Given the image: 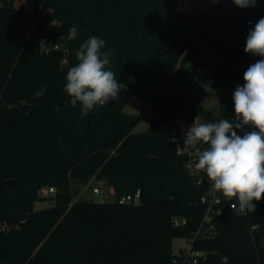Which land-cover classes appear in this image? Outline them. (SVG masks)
<instances>
[{"label": "trees", "instance_id": "trees-1", "mask_svg": "<svg viewBox=\"0 0 264 264\" xmlns=\"http://www.w3.org/2000/svg\"><path fill=\"white\" fill-rule=\"evenodd\" d=\"M176 0H2L0 6V264H174V239H190L204 224L211 230L195 249L200 264H264V199L255 212L231 208L204 222L201 202L210 187L190 178L186 155L171 141L172 98L192 91L211 55L210 77L220 119L235 116L232 93L260 57L244 52L251 27L264 17V0L241 9L217 0L215 13L176 9ZM57 25L46 29L52 21ZM251 22V24L249 23ZM34 26L36 33L31 30ZM76 26L78 35L68 39ZM64 50L44 52L40 35ZM91 36L106 41L112 70L124 85L112 107L81 116L64 92L76 50ZM66 51V53H65ZM67 63H64V58ZM46 87L44 96L35 93ZM131 95L151 108L146 132L133 133L137 117L124 112ZM138 119V118H137ZM184 134V133H183ZM183 138L184 135L176 132ZM104 180L110 200H74L73 180ZM16 190L11 194L10 189ZM54 187L50 207L40 192ZM141 192L138 204H121ZM186 220L176 225L174 220Z\"/></svg>", "mask_w": 264, "mask_h": 264}, {"label": "clouds", "instance_id": "clouds-1", "mask_svg": "<svg viewBox=\"0 0 264 264\" xmlns=\"http://www.w3.org/2000/svg\"><path fill=\"white\" fill-rule=\"evenodd\" d=\"M232 2L245 9L255 7L257 0ZM77 35L76 26L70 27L68 39ZM106 46L99 36L89 37L75 52L77 63L67 71L63 90L79 102L81 116L117 100L124 86L112 70V52L103 51ZM243 50L260 59L248 66L243 85L232 93L234 118L194 122L184 133L182 148L195 151L194 165H186L191 174H204L215 192L235 198L232 207L238 205L237 211L246 214L255 212L254 201L264 199V17L250 28ZM45 92L42 87L35 96L40 98ZM221 264H228L227 256L221 257Z\"/></svg>", "mask_w": 264, "mask_h": 264}, {"label": "rangeland", "instance_id": "rangeland-1", "mask_svg": "<svg viewBox=\"0 0 264 264\" xmlns=\"http://www.w3.org/2000/svg\"><path fill=\"white\" fill-rule=\"evenodd\" d=\"M201 1L205 7V12L215 13L217 9V0H195ZM177 3L183 4L185 0H176ZM2 0H0V6ZM57 25L56 21L46 24L45 28L50 29ZM35 27L31 26V30ZM194 61H199L197 74L201 80L193 81L192 91L172 98L170 106V126L172 132L186 133L188 128L195 123L216 122L219 115V99L217 93L212 88L210 80L213 68L214 58L211 55L197 53L193 56ZM124 112L131 114L139 119L134 126L133 133L146 132L151 123V108L149 105L142 103L135 96L131 95L127 98L123 106ZM136 118V120H137ZM2 184H0L1 186ZM8 185V184H7ZM74 200H94L105 201L113 198L110 194V186L104 180L90 179V181L73 180ZM3 188V187H2ZM0 189V191L2 190ZM99 189V194L94 193V189ZM16 190L11 188V194ZM42 194V195H41ZM41 198L44 200L35 205L36 210L50 207L53 202L52 195H46L41 191ZM174 252L180 253L181 250L188 248V242L182 237L174 239Z\"/></svg>", "mask_w": 264, "mask_h": 264}, {"label": "built area", "instance_id": "built-area-1", "mask_svg": "<svg viewBox=\"0 0 264 264\" xmlns=\"http://www.w3.org/2000/svg\"><path fill=\"white\" fill-rule=\"evenodd\" d=\"M191 0H185L183 4L177 3L176 9L180 12L187 13L190 10L187 8V3ZM33 32L36 33V28L33 29ZM40 46L41 49L46 52H52V51H60L64 50L61 43L54 41L53 39H50L47 35L43 34L40 35ZM66 53V51H65ZM64 63H67V58H64ZM250 130V129H247ZM238 134H242L238 132ZM182 135H184L182 133ZM183 139L176 135V132H172L171 135V141L176 144L177 152L179 155H186L187 156V163L186 165H194L196 161L195 151L189 149L188 151H185L183 147ZM185 171L188 174L190 178L196 179L198 185L202 184L203 181V174L197 176L191 174L190 168L185 166ZM46 195H54L55 194V188L54 187H45L41 190ZM94 193L99 194V189L95 188ZM41 194V192H40ZM42 195V194H41ZM141 198V192L138 191L134 195H125L119 199V202L121 204H130L135 203L138 204L140 202ZM222 195L220 193L215 192V190L212 188V185L210 183V187L207 190L206 194L202 197L201 202L205 205H207V211L205 214L204 222H210L213 218V216H219L221 211V204H222ZM228 201H231L229 198H226ZM235 203H231V208ZM176 225H184L186 223V220H180L175 219L174 220ZM11 229L8 225H0V232L2 231H9ZM211 230L207 229V227L202 224L199 229L194 233L193 237L190 239H186L188 242V248L181 250L180 253H178V257L174 259V264H200L201 260L206 257V254L201 250H196L194 243L195 241L200 237H207L210 234Z\"/></svg>", "mask_w": 264, "mask_h": 264}, {"label": "water", "instance_id": "water-1", "mask_svg": "<svg viewBox=\"0 0 264 264\" xmlns=\"http://www.w3.org/2000/svg\"><path fill=\"white\" fill-rule=\"evenodd\" d=\"M187 8L190 10V12H204L206 10V7L205 5L200 2V1H195V0H191L187 3ZM194 72V75L196 77H199L200 75L196 73L195 69L193 70ZM112 104H113V101H109L108 102V107H112ZM139 122V119L137 120H133L131 122L132 126H135L137 123ZM12 180H7L5 182H3V184L0 186V189L4 186V185H7L9 183H11Z\"/></svg>", "mask_w": 264, "mask_h": 264}, {"label": "crops", "instance_id": "crops-1", "mask_svg": "<svg viewBox=\"0 0 264 264\" xmlns=\"http://www.w3.org/2000/svg\"><path fill=\"white\" fill-rule=\"evenodd\" d=\"M201 2V1H200Z\"/></svg>", "mask_w": 264, "mask_h": 264}]
</instances>
